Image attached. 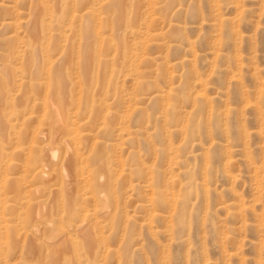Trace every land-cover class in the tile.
Wrapping results in <instances>:
<instances>
[{"label": "rangeland", "instance_id": "1", "mask_svg": "<svg viewBox=\"0 0 264 264\" xmlns=\"http://www.w3.org/2000/svg\"><path fill=\"white\" fill-rule=\"evenodd\" d=\"M0 264H264V0H0Z\"/></svg>", "mask_w": 264, "mask_h": 264}, {"label": "bare ground", "instance_id": "2", "mask_svg": "<svg viewBox=\"0 0 264 264\" xmlns=\"http://www.w3.org/2000/svg\"><path fill=\"white\" fill-rule=\"evenodd\" d=\"M121 2V1H120ZM118 4V6H116L117 7V9L118 10H120L121 9V4L120 3H117ZM120 12V11H119ZM61 78V77H60ZM59 78V79H60ZM63 78V77H62ZM61 80H63V79H61ZM61 82H64V84H65V80L64 81H61ZM58 86H59V84H58ZM64 86H66V85H64ZM62 88H63V86H62ZM65 88V87H64ZM62 91L63 90H61L60 92H61V95L63 96V93H62ZM59 92V93H60ZM60 118V117H59ZM60 121H61V119H60ZM61 123V122H60ZM45 134V133H44ZM43 134V135H44ZM55 134V132L54 133H52V135H54ZM43 135H42V137H43ZM56 135V134H55ZM45 137V136H44ZM43 137V138H44ZM55 137H57V136H55ZM55 137H52V138H55ZM58 138V137H57ZM60 139V138H59ZM64 142V140H62V139H60L59 140V142ZM65 143V142H64ZM48 151H49V156H50V158L52 159V160H55L56 158H57V153H56V150L54 149V148H48L47 149ZM63 171V170H62ZM69 173V172H68ZM67 174V173H66ZM63 175H64V173H63ZM66 176V175H65ZM83 230V229H82Z\"/></svg>", "mask_w": 264, "mask_h": 264}]
</instances>
